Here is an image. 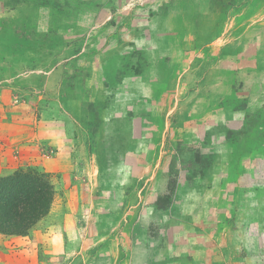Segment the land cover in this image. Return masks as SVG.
Returning <instances> with one entry per match:
<instances>
[{
  "label": "rangeland",
  "instance_id": "374dc122",
  "mask_svg": "<svg viewBox=\"0 0 264 264\" xmlns=\"http://www.w3.org/2000/svg\"><path fill=\"white\" fill-rule=\"evenodd\" d=\"M187 13L202 36L210 37V51L200 56L212 57L213 42L240 47L253 74L233 99L221 101L191 129L205 135V146L169 147L172 170L196 176L211 164V147L219 161L229 148L236 149L237 199L244 202L253 193L252 209L264 214L259 209H264V0H0V176L37 168L51 174L57 190L50 214L27 235L41 240L32 246L29 239L0 245V264H180L168 251H176L184 227L169 225L168 217L157 220L146 200L152 196H142V209L110 200L103 207L93 203L100 196L88 195L85 186L93 166L78 157L88 149L78 146L80 127L54 103L49 74L70 54L99 55L123 67L159 60L175 37L174 23ZM70 136L75 156L59 163L53 142L68 144ZM76 183L80 189L68 196L73 203L68 206L65 188ZM210 212L221 217L215 222L221 239L241 231L234 210L223 204ZM250 232L236 257L227 248L218 259L264 264V232ZM15 247L25 251H11Z\"/></svg>",
  "mask_w": 264,
  "mask_h": 264
},
{
  "label": "crops",
  "instance_id": "0c3cea01",
  "mask_svg": "<svg viewBox=\"0 0 264 264\" xmlns=\"http://www.w3.org/2000/svg\"><path fill=\"white\" fill-rule=\"evenodd\" d=\"M182 16L174 23L175 37L159 60L123 67L99 55L70 54L49 74L50 95L72 124L80 127L78 146L88 153L78 157L93 166L85 186L88 195L100 196L93 203L103 207L110 200L142 209V196L150 195L152 198L146 200L157 220L168 217L169 225L184 227L176 251H168V257L178 258L180 264H224L218 259L222 251L229 248L236 257L250 231L264 232V214L251 207L255 195L250 193L240 202L237 198L241 193L232 187L237 177L236 149L229 148L219 161L215 146L211 147L208 169L192 176L183 168L172 170L169 147L205 146V135L201 138L191 129L200 127V121L221 101L233 99L246 77L253 74V67L245 61L240 47L214 42L212 57L204 59L205 54L200 53L210 51V37L202 36L201 27L190 14ZM260 52L264 60V47ZM53 145L58 149L56 161H72L71 136L68 144L59 139ZM71 188L64 191L68 206L73 205L68 196L73 189H80L77 183ZM223 204L229 212L235 211L234 223L241 228L236 235L226 233V240L216 233L220 215L210 212ZM23 239H29V246L41 240L0 234V245ZM23 247L11 251L24 252ZM168 249L172 250L170 242Z\"/></svg>",
  "mask_w": 264,
  "mask_h": 264
},
{
  "label": "trees",
  "instance_id": "16d2710c",
  "mask_svg": "<svg viewBox=\"0 0 264 264\" xmlns=\"http://www.w3.org/2000/svg\"><path fill=\"white\" fill-rule=\"evenodd\" d=\"M56 197L52 176L43 170L26 168L0 176V234L27 236L50 214Z\"/></svg>",
  "mask_w": 264,
  "mask_h": 264
}]
</instances>
